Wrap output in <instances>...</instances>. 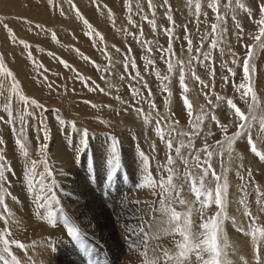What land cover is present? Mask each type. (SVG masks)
I'll return each mask as SVG.
<instances>
[{
	"label": "rangeland",
	"instance_id": "374dc122",
	"mask_svg": "<svg viewBox=\"0 0 264 264\" xmlns=\"http://www.w3.org/2000/svg\"><path fill=\"white\" fill-rule=\"evenodd\" d=\"M161 2L162 0H153L156 6L157 24V30L153 31L151 25L144 21L142 16L135 14L138 10L137 5L146 13L148 12L147 0H131V19L136 22V26L129 23L128 0H95V3L93 0H73L83 17L98 33L102 34L101 41L99 37L89 34L88 28L67 0H56V8L50 6L47 0H0V16L5 18V23L17 38L16 42H13L7 29L0 26V55L3 56L7 68L20 82L23 93L44 105L43 111L32 107L24 111L25 106L19 104L13 94V114L18 117L22 112L24 115L30 158L37 161L42 160L38 146L46 142L43 140L42 132H38L41 120L47 125L50 133V140L47 141L48 162L54 174L55 192L59 200V203L53 204L52 209L57 213L56 227L36 217L34 193L27 186L24 158L19 155V147L15 143L17 134L14 128H19V120L17 119L15 126L0 121V138L6 142L4 154L7 163L11 166V171L5 173L6 180L0 182L2 185L0 196L5 198L7 208L16 221L12 222L10 219L7 225L0 221V230L10 228L12 235L9 239H15L29 246L28 252L25 253L12 245L13 253L22 260L26 261L30 256L37 264L34 250L41 244H45L48 247L45 257L47 261L42 258L46 264H142L143 257L137 254L135 248L139 246L143 249L145 241L147 251L149 245H154V242H150L148 238L154 222L159 223L161 219L160 213L154 210L159 207V187L155 191L152 188L139 187L141 171L138 154L143 151L150 158L149 171L157 180L161 176L167 177L166 171L161 172L157 169L158 166L166 164V154L172 155L174 159H177L174 167L180 173V178L175 182H183L185 166L176 157L175 148L180 140L187 142V138L173 133V150L169 153L166 144L154 130L155 121L157 118L161 120V131L165 134L168 131V124L172 123V120L166 119L169 116L179 121L175 125L178 131H190L197 117L212 109L206 103L203 94L207 89H201L200 84L191 78L186 66L185 83L189 87L188 97L193 104L192 113L188 114L186 107L182 104L178 80L179 65L172 73H168L165 60L171 59L173 62L182 60L187 65L189 59L198 54L197 48L200 49L199 54L202 58V54L210 49L212 36L208 35L201 43L202 37L211 32V25L215 22V14L207 7L209 0H201L199 22L194 15L196 0H193L191 6L188 0H169L175 20V38L171 41L173 53L166 54L170 42L163 28L170 25L164 15L165 8L160 6ZM246 2L252 6L257 0H246ZM96 5H99V9ZM59 7H63V15L60 14ZM109 9L115 18V26L108 15ZM221 11H224L223 7ZM204 13L207 15L205 16ZM149 18H152L150 13ZM238 19L245 30L239 41L230 17L224 27L227 28L225 34L227 44L231 46L232 51L242 57L245 52L244 45L255 43L252 37L259 32L255 23L259 16L253 7L252 17H246L241 12ZM35 24L42 25L45 30L35 28ZM185 26H187V35L192 40L191 54L187 50ZM140 29H143V40L152 41L151 52L147 51V47H142L136 38L128 35V33H135L139 36ZM52 32H55L56 40L52 39ZM19 41L27 42L30 45L29 49H25ZM105 47L110 55L111 64L104 52ZM162 49L164 51H161ZM29 51L36 62L43 65L42 68L38 69L29 58ZM125 56L134 58L135 67L129 63L128 68H125ZM212 56L216 73L215 91L236 99L239 106L246 110V105L239 101L238 94L234 92L231 79L228 84H224L221 79L223 75H228L221 67V63L225 60L231 61V55L225 50V55L221 56L217 48L212 50ZM61 60L66 61L70 67H65ZM149 60L152 61L151 64L148 63ZM96 65L101 70H97ZM229 66L235 68L237 75L234 80L239 83L242 78V69L231 64ZM106 67L108 70L103 71ZM193 67L201 79L206 83H212L209 62L201 65L193 61ZM137 71L140 72L143 81L132 79ZM157 71L161 75H168L169 79L161 81L156 76ZM78 74L83 80L77 78ZM122 76L123 79H121ZM44 77L47 79L45 80ZM0 81L3 82V88L0 89L3 92V95H0V116L7 119L3 105L6 103L5 97L10 94L7 89L11 78L5 79L3 74H0ZM144 82H147L151 89V96L143 87ZM256 83L258 94L264 98V52H260L256 58ZM164 86H167L172 93L168 103L165 102L167 93L162 90ZM132 88L140 91L145 97L140 104L136 103V98L131 93ZM149 99L156 105L154 110L149 108L147 102ZM136 107L143 109L140 115L135 112ZM55 109H59V114L53 111ZM230 111L224 105L214 110L222 123H231ZM28 112L34 114L29 116ZM58 115L69 123L74 121L77 129H87L89 132V148L86 152L80 153L79 159L76 158V149L81 137L78 132L73 133L70 129L61 126L57 119ZM204 124L207 126V119ZM211 127L215 134L209 136L207 142L214 144L220 138V133L214 123ZM234 130L230 128L229 134ZM204 131H207V127ZM201 135L203 136V133ZM113 137L119 142L117 149L121 155L122 168L109 188L106 183L105 152ZM202 144L203 139L195 140L197 148H200ZM185 153L186 149H181V154ZM201 156L203 158L202 153ZM223 162L224 167L229 169L226 173L230 183L229 215L235 216L238 223L247 227L249 221L242 216L234 203L239 197L240 185L235 171L242 163L245 168L253 171L255 180L264 185V162L259 161L247 151L242 140L237 142L233 160L227 161L225 156ZM212 164L219 174L221 172L220 158H213ZM191 170L197 175L201 174L199 169ZM42 171L43 165L38 163L35 181L37 185L39 173ZM90 174L95 177L94 180L90 181ZM48 183L51 185V180ZM204 183L206 188L214 190L216 181L211 173L204 177ZM182 195L189 202L196 200L194 194L189 191L188 184L184 185ZM250 200L255 213L254 195L250 197ZM137 201L139 203H136ZM196 208H199L198 203H194L193 230L199 231L198 225L201 220ZM178 210H180L179 207ZM3 211V208H0V212ZM213 214L214 206L206 212L209 216ZM64 215L71 217L80 227L79 241L67 235L66 228L63 226ZM259 215L260 220L256 222V225L264 227V213ZM225 229L229 241L237 251L230 255L234 264H240L239 256L241 255L250 260L252 250L248 238L237 232L230 221L226 222ZM160 248L172 250L173 238L166 235L161 237Z\"/></svg>",
	"mask_w": 264,
	"mask_h": 264
},
{
	"label": "snow or ice",
	"instance_id": "6c2138e0",
	"mask_svg": "<svg viewBox=\"0 0 264 264\" xmlns=\"http://www.w3.org/2000/svg\"><path fill=\"white\" fill-rule=\"evenodd\" d=\"M48 4L53 8L57 7L56 0H47ZM69 5L75 10L76 15L81 19L83 24L88 28L89 34L99 37L102 41V34L98 33L96 29L89 23L87 19L83 17L79 9L76 8L73 0H67ZM193 0H188V4L191 6ZM95 3V0H93ZM99 9V5H96ZM161 7L165 8V17L169 22V27L163 28L165 35L169 37V47L166 50V54H172L173 48L171 47V41L175 38V20L172 15L173 9L169 0H162ZM148 12L146 13L142 7L137 5L136 15L142 16V19L151 25L153 31L157 30V24L155 20L156 6L153 4V0H147ZM207 7L215 14V22L211 25V32L202 37L201 43L207 38L208 35L212 36L211 46L208 52L202 54L200 49L197 48V55L193 56L185 65L182 60L173 62L171 59L165 60L167 64L168 73H172L173 70L179 65V86L181 88L182 104L186 107L189 115L192 113L193 104L188 97L189 87L185 83V67L187 66L188 72L192 79L197 81L201 89H207L203 94L205 96L206 103L210 106L212 111L205 112L204 115L198 116L193 122L192 129L190 131H178L175 127L179 123L177 119H173L172 116L166 119L172 120V123L168 124V131L165 134L161 131V120L156 119L154 124V130L160 139L166 144L169 153L173 150V133L181 137H186L185 140H180L178 146L175 148L176 157L185 166L183 172V182L176 183L175 181L180 178V173L174 167L177 163V159H174L172 155L166 154V164L158 166V171H166L167 177L161 176L159 180L154 179L152 173L149 171V157L141 151L139 155V164L141 171V181L139 187L141 188H152L154 191L159 187L158 195L160 199L158 201L159 207L155 208L156 212L160 213V223L162 225L159 231L153 233V239H159L160 236L166 235L172 237L174 240V248L169 250L168 248H161L160 255L148 256L147 242L143 249L139 246L135 248L137 254L143 257L142 264H234L230 258L231 254H234L236 249L235 246L229 241L225 224L231 222L232 226L235 227L237 232L243 234L244 237L248 238V243L252 250L251 259L249 260L245 256H239L240 264H264V227H257L256 222L260 220V213H264V185H261L254 178V173L250 168H245L241 163L239 168L235 171V176L239 179L240 185L238 188L239 197L234 201L238 206L237 210L241 212L242 216L247 218L249 221L247 227L243 224L238 223L237 218L233 215H229V188L230 183L227 176L229 169L224 167L223 158L226 156L227 161L233 160V153L236 152V146L238 141H243L246 145L247 151L252 153L259 161L264 162V98H262L257 91L256 83V58L260 52H264V0H257L255 5L250 6L246 0H209ZM223 7L224 11H221ZM253 7L257 10L259 19L255 20L256 25L259 28V32L252 37L255 43L245 44V52L243 56H239L236 52L232 51L230 45L227 44L226 32L227 28L224 25L227 19L230 17L233 21L236 29V38L239 41L244 35V27L238 19L239 13H244L246 17L253 16ZM202 3L201 0H196L194 15L199 22L201 15ZM129 15V23L136 26V22L131 19L132 6L131 0H128L127 7ZM60 14H64L63 7H59ZM149 13L151 19L149 18ZM108 15L112 18L113 26H115V18L111 10H108ZM206 16L207 14L204 13ZM26 23H32L31 21H25ZM0 26H3L11 34V39L16 42V36L12 32V29L5 23V18L0 16ZM35 28L44 31L42 25L35 24ZM52 39L56 40L55 32L51 33ZM137 39V42L141 43L142 47H147V51L151 52L150 45L152 41L143 40V29H140L139 36L135 33H128ZM185 39L188 43V52H193L192 40L187 35V26H185ZM23 44L25 49H29L30 45L27 42L19 41ZM58 42V41H57ZM223 45V47L221 46ZM219 48V54L225 55V50L231 55V61H222L221 67L226 70L228 75L221 77L224 84L232 82L234 92L238 94L239 101L246 105V110H243L236 99L227 95H222L215 91V67L214 59L212 56V50ZM79 51V50H77ZM119 51V49H117ZM129 51L131 49L129 48ZM161 51H164L163 49ZM104 52L108 56L109 63L111 64L110 55L107 53L105 47ZM29 58L33 60L36 67L42 68V64H38L35 58L32 57L31 51L28 52ZM84 59H89L84 57ZM193 61L204 65L209 62V73L212 77V83H206L205 80L201 79L195 72L193 67ZM65 67H70L66 61L61 60ZM95 63V62H93ZM131 63L132 67H135L134 58L125 56L124 66L127 69ZM152 63L151 60L148 61ZM229 64L235 65L242 69V78L239 83L235 82L234 78L237 73L234 67H230ZM97 70H101L96 65ZM106 67L103 71H107ZM0 74H3L5 79L11 78L7 91L10 94L5 97L6 103L3 105V111L7 114V119L4 116H0V121L15 126L17 119L19 120V128H14L17 134L15 143L19 147V155L24 158V170L27 177V186L34 193L33 203L36 206L35 215L38 219L46 221L53 227L57 226L56 216L54 212L53 204L59 203L55 192V180L53 178V171L49 166L48 162V149L49 144L47 141L50 140V133L47 130V125L41 120V127L38 132H42L43 140L46 141L38 146L39 152L42 154V160L37 161L30 158L29 149L27 146L25 125L26 119L24 115L19 113L18 117L14 116L12 110V95L14 94L18 103L25 106L24 111H27L28 107L33 109L39 108L41 111L44 110V105L40 104L36 99L29 98L23 93L20 87V82L17 80L12 71H10L5 65L4 58L0 55ZM156 76L161 81L169 79L168 75H161L159 71L156 72ZM78 79L83 78L80 74L77 75ZM124 77L122 76L121 79ZM46 80L47 78L44 77ZM132 79H138L143 81V77L140 72L137 71ZM87 83V81H83ZM51 87V85H49ZM143 87L148 90L149 96H151V89L148 87L147 82L143 83ZM3 88V82L0 81V89ZM167 93L165 102L168 103L172 93L164 86L162 89ZM131 93L136 98V103L140 104L145 100L143 94L135 88L131 89ZM0 95L3 92L0 91ZM214 97V99H213ZM119 99V97H117ZM123 102V101H122ZM150 110H154L156 105L154 101L149 99L148 101ZM90 103V102H86ZM226 106L230 111L231 123H222L217 117L214 110ZM96 107L95 105H92ZM135 112L140 115L143 112L142 108L136 107ZM59 114V109L53 110ZM204 111L203 109L201 110ZM33 112H28L29 116H32ZM58 122L61 126L70 129L73 133H79L81 139L79 146L76 149L77 159L80 158V153L86 152L89 148V132L87 129L79 130L75 122H67L65 119L57 116ZM208 120L207 126L204 121ZM147 122V120L145 121ZM103 123V121H101ZM216 125L217 130L220 133V138L215 141L214 144H209L207 138L214 135L212 131V124ZM207 127V131L204 129ZM230 128L235 130L229 134ZM203 133V136L201 135ZM197 138L203 139V144L200 148L195 145ZM39 139V137H38ZM118 141L115 137L111 138L109 145L105 152V167H106V183L109 188L115 182V179L122 168L121 155L117 149ZM5 140L0 138V182L6 180V172L11 171V166L7 163L5 157ZM181 149H186L185 154H181ZM203 154V158L201 156ZM213 158H220L221 160V172L217 174L213 168ZM42 163L43 171L39 173V184H36L37 178V165ZM199 169L200 175L194 173L191 169ZM209 173L214 177L216 184L214 190H209L205 187L204 177ZM90 181L94 180L95 177L90 174ZM51 180V185L48 181ZM189 185V191L192 192L196 198L195 202H189L182 195L184 185ZM2 186V185H0ZM254 195V203L256 206V212H253L252 201L250 197ZM136 203H139L137 201ZM194 203L199 204V208L195 210L199 213L201 223L198 225L199 231L193 230L192 214L194 209ZM214 214L206 215L208 209L213 208ZM178 207L180 210H178ZM0 208H3V212H0V221H3L5 225L9 224L10 219L14 220L13 214L7 208L5 198L0 196ZM43 210V212L41 211ZM63 211V210H61ZM18 223V222H17ZM63 226L66 228L67 235L71 238L79 241L81 237L80 227L69 217L64 215ZM135 231V229H133ZM11 229L5 228L0 230V264H35V261L29 256L27 260H22L13 253L12 245H15L17 249L27 253L29 246L15 239H9L11 237ZM35 247V245H33Z\"/></svg>",
	"mask_w": 264,
	"mask_h": 264
},
{
	"label": "bare ground",
	"instance_id": "6f19581e",
	"mask_svg": "<svg viewBox=\"0 0 264 264\" xmlns=\"http://www.w3.org/2000/svg\"><path fill=\"white\" fill-rule=\"evenodd\" d=\"M67 177V176H66ZM68 179V178H67ZM66 179V180H67ZM63 182V181H62ZM65 182V181H64ZM68 183V182H67ZM66 183V184H67ZM69 184V183H68ZM130 193V192H129ZM161 227H162V225H161V223H160V221H159V223L158 222H154V224L152 225V227H151V229H150V232H149V241L150 242H154V245L153 246H148L149 247V250L147 251L148 252V256L149 257H152L153 255H160V243H161V237H163V236H165V235H161L160 236V238L159 239H153L152 238V235H153V233L154 232H156V231H159L160 229H161ZM148 241V242H149ZM33 250V249H32ZM47 250H48V247L47 246H45V244H41V246L40 247H38V249H35L34 250V257H35V260H36V262H37V264H46V261H47V259L45 258L46 257V255H47ZM237 252V251H236ZM238 253H240V252H238ZM236 255V254H235ZM46 260H44L43 258ZM238 263H239V261H238Z\"/></svg>",
	"mask_w": 264,
	"mask_h": 264
}]
</instances>
